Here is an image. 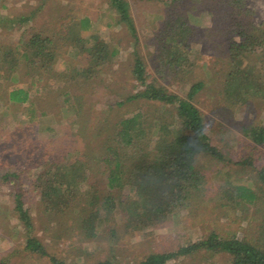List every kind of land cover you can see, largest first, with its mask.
<instances>
[{
  "label": "rangeland",
  "instance_id": "374dc122",
  "mask_svg": "<svg viewBox=\"0 0 264 264\" xmlns=\"http://www.w3.org/2000/svg\"><path fill=\"white\" fill-rule=\"evenodd\" d=\"M125 1L129 3L135 39L110 7L109 0H0V59L9 48L20 44L22 33H25L23 42H28L33 34H42L57 44L53 72H66L70 67L81 71L89 62L88 55L81 52L78 44L71 45L68 38L63 42L54 33H64L67 24L84 18L95 24L92 29L79 30L80 36L96 31L99 41L117 49L116 56L89 84L88 91L81 92L70 103H64L63 94L72 85L67 87L63 81L46 82L44 77L30 85V76L20 79L25 64L40 58L34 54L17 59L20 60L17 76L0 75V264H53L51 258L63 264H93L105 260L111 264H139L151 254L175 252L206 239L210 233L252 243L257 238L264 223V194L258 190L261 185L257 176V171L264 168V144L253 141L251 130L264 131V90L258 93L249 86L248 91L238 93L225 87L230 72L239 66L229 55L228 40L239 41L237 36L227 38L226 33L231 23L242 26L244 32L261 26L264 0H247L235 16L227 18L225 13L233 11L220 4V0L181 2L178 9L187 17L188 22L186 17L184 22L190 30L184 31L182 38H177L170 46L173 54L169 58L177 60L168 67L165 65L168 57L163 56L161 49L167 33L161 31L169 6L164 1ZM1 4L4 5L1 7ZM22 17L30 19L16 26L15 20ZM169 17L175 20L174 15ZM231 28L236 27L231 25ZM245 46L254 52L255 61L250 65H254L256 71H264L261 49L250 45L249 41ZM29 50L26 49L28 54ZM137 55L146 66L149 81L178 99L187 100L190 88L202 84L190 103L201 113L211 144L223 158L218 160L201 153L195 164L205 179L199 184L201 192L172 219L138 233L126 231L127 222L117 207L129 196V183H125L127 187L123 189L110 191L115 198V209L107 214L99 213L103 218L102 228L96 236L89 237L78 229L76 206L68 209L63 203H44L33 190V182L45 163L56 161L67 166L83 152L97 154L99 157H93L102 162L101 147L108 139L113 141L110 135L113 124L120 118L145 114L151 108L158 115L153 124L160 121V117L170 126L176 124L172 106L126 101L129 95L142 89L131 73ZM240 66L245 68L248 62L240 60ZM176 67L181 68H177L178 77L174 75ZM30 74L34 75V70H30ZM11 86L29 87L33 106L22 110L26 105H10L4 89L8 87V91ZM46 88L52 90L41 91ZM244 93L247 95H242ZM243 100L245 104L240 103ZM73 103L76 109H70ZM32 118L33 121L28 122ZM72 133L75 136L71 137ZM65 136L70 139L64 143L61 140ZM151 137V147L160 143V135ZM84 162L87 163V157ZM94 168L85 169L82 174L90 180L89 184L104 192V177ZM13 174L18 178L3 179ZM235 185L253 189L258 201L252 204L241 201ZM80 192L83 194L84 190ZM17 194L28 209L30 229L19 219L15 207ZM27 238L37 239L47 255L27 251ZM230 261L228 254L200 250L177 256L166 264H230Z\"/></svg>",
  "mask_w": 264,
  "mask_h": 264
},
{
  "label": "trees",
  "instance_id": "16d2710c",
  "mask_svg": "<svg viewBox=\"0 0 264 264\" xmlns=\"http://www.w3.org/2000/svg\"><path fill=\"white\" fill-rule=\"evenodd\" d=\"M151 1H161V3L164 1L169 6V13L166 14L167 18L161 31V33H167L165 42H161V49L163 56L168 57L165 62L168 67L177 60L176 57L169 58V55L173 54L170 46L176 42L177 38H182L184 31L190 30L184 22L186 16L181 12V9H178L180 3L185 0ZM246 1L220 0V4L233 11L232 13H225V18L235 16L234 13H238ZM109 5L118 14L120 22L125 24L129 34L135 39L136 32L129 13V3L125 0H109ZM173 15L175 20L172 21L169 16L172 17ZM29 19L22 17L15 20L18 23L16 26L26 23ZM15 21L13 22L15 23ZM74 24H67V30L64 33L58 31L54 35H59L63 42L68 38L71 45L78 44L81 52L84 51L88 55L89 62L81 71L70 67L66 72H53V64L56 60L55 52L58 49L55 41L50 37H43L42 34H33L28 42H23L25 33H22L20 44L9 48L6 54L1 56L0 75L5 73L8 77L12 73L13 76H17L20 72L18 66L20 60L17 59L34 54L35 57L40 58L34 61L29 60L25 64V68H22L24 74L20 79H23L24 76H30L28 77L30 85L35 84V81L40 77H44L46 82L63 81L67 87L73 86L69 88V91L68 89L65 90L63 94L64 103L74 102L76 97L82 94L81 92L88 91L89 84L99 77L104 67L117 54L115 47H112L109 43L99 41L96 31L85 37L78 34L79 30L92 29L95 22L84 18ZM231 25L236 28L232 30ZM180 28H182L181 32L175 34V30ZM242 29V26L231 23L226 33L227 38L237 36L239 41L238 43L228 40L230 42L228 44L229 55L236 61V64L239 63V66L234 72H230L225 87L233 92L237 90L240 93L248 91L249 86H251L256 90L255 92L261 93L264 90V82H262L264 71H256L255 66L250 65L255 61L254 56H252L254 52L250 51L249 47L246 48L245 43L249 41L250 45L253 44L255 47H259L261 49V59L264 61V22L261 26L252 27L250 32H244ZM168 43L171 44L168 46ZM21 48H24V50L20 51ZM26 49H30L29 54ZM176 49H178V46H176ZM232 54L233 56H231ZM240 60L247 61L248 66L241 68ZM177 68H181L176 67L174 69V75L178 77ZM30 70H34V75L30 74ZM131 73L134 81L142 89L129 95L126 101L160 102L162 106H172L176 124L170 126L164 120V117H160V121L153 124L158 115L151 108L145 114L120 118L113 124V132L110 134L113 141L108 139L101 147L102 158H100L102 162H97L93 157L97 154L90 153V155H87L83 152L74 163L67 166L56 161L45 163L41 171L36 174L33 182V190L37 192L44 203L51 205L63 203L68 209L76 206L79 209L78 229L85 234H89V237L96 236L102 228L103 218L99 217V213L107 214L115 209V198L110 191L123 189L125 186L127 187L125 183H129L128 189L131 190L129 196L126 200L120 201L117 207L122 211L127 222L126 231L138 233L147 227H158L160 224L172 219L175 214L188 206L195 195L201 192L199 190L202 188L199 184L202 181L205 182V179L197 171L195 165L201 153L208 154L218 160L223 158L211 144L205 131V123L201 113L190 103V98L192 99L200 91L201 83H197L190 88L187 100H181L168 94L164 88L155 85L154 81H149L150 77L146 66L138 55L133 62ZM52 83L50 84L51 87ZM7 88L4 89L6 92L5 97L10 105H26L22 110L33 106L29 99V87L11 86L8 91ZM48 89L52 90V88H46L41 91L45 92ZM242 95L246 96L247 94ZM75 103L77 104V102ZM240 103L245 104V101H240ZM74 106H76L74 103L69 105L70 109H76ZM74 112L77 113L78 111ZM31 121H33V118L28 122ZM80 130L81 127L79 126ZM73 135L72 133L71 137ZM153 135H160V143H156L151 147L149 141ZM66 137L62 138L61 141L65 143L66 140L70 139ZM251 137L255 143L264 144L263 130H251ZM85 157H87V163L84 162ZM93 167H95V171H98L104 177L106 190L104 192L96 189L93 184H89L90 180L82 174V172L85 173V169H92ZM257 176L262 187L258 190L264 194V168L257 171ZM11 177L18 178V175H9L3 179L12 181ZM80 189L84 190L83 194ZM234 189L239 193L241 201L252 204L258 199L256 192L253 189H248L247 185H235ZM15 202L19 219L27 229H30V215L21 200V195H16ZM25 249L29 252L47 255L44 247L35 238L26 239ZM200 250L209 253L228 254L231 259L230 264H264V223L259 229L254 243L248 240L226 239L210 233L206 239L180 247L175 252L151 254L139 264H166L167 261L177 256L193 254ZM50 261L53 264H63L55 258H51ZM93 264L111 263L105 260Z\"/></svg>",
  "mask_w": 264,
  "mask_h": 264
},
{
  "label": "crops",
  "instance_id": "0c3cea01",
  "mask_svg": "<svg viewBox=\"0 0 264 264\" xmlns=\"http://www.w3.org/2000/svg\"><path fill=\"white\" fill-rule=\"evenodd\" d=\"M2 5H4V4H1V7H2Z\"/></svg>",
  "mask_w": 264,
  "mask_h": 264
}]
</instances>
